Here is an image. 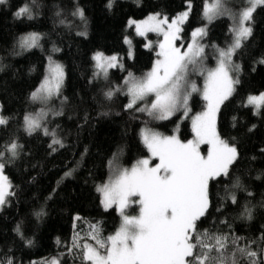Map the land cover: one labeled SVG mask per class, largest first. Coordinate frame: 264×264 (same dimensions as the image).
<instances>
[{
	"label": "trees",
	"instance_id": "1",
	"mask_svg": "<svg viewBox=\"0 0 264 264\" xmlns=\"http://www.w3.org/2000/svg\"><path fill=\"white\" fill-rule=\"evenodd\" d=\"M24 3L30 6L32 19L15 17ZM107 3L6 0L0 4V115L9 119L7 125L0 126V144L16 140L22 146L15 157L5 153L0 158L13 193L0 210V264L9 260L12 264H47L52 257L61 264H87L82 260V247H73L74 237L79 234L80 245H95L89 238L92 225L103 238L115 234L120 226L119 213L114 206L104 208L97 186L108 181L111 169L147 154L142 126L169 133L178 123L179 113L161 121L136 110L153 97L132 109L125 107V76L131 73L139 78L150 69L157 58L159 38L153 33L146 38L135 36L132 26L128 27L130 20L152 13L171 18L190 4L181 29L184 39L203 25V40L217 49L226 48L233 39L230 29L236 21L225 15L205 21V0H112L111 8ZM245 7V0L232 4L235 15ZM77 8L83 10V19L74 15ZM251 27L252 35L233 55L239 65V83L221 104L216 118L218 134L237 148L238 157L227 176L209 181V208L198 222L201 232L228 236L223 252L226 264H232L233 259L236 264H251L252 259L264 264V107L256 112L245 103L248 96L264 92V63L260 62L264 58V6L253 13ZM29 32L41 35L39 47L21 49L18 39ZM126 35L132 38L131 57L127 56ZM147 38L153 41L151 47L145 46ZM96 52L120 55L123 68L108 69L107 77L95 75L92 57ZM49 57L62 65L63 85L58 96L34 102L30 95L47 75ZM117 88L121 90L115 91ZM109 90L114 91L111 99L105 96ZM203 103L193 94L191 113L203 109ZM41 110L46 113L41 128L29 135L23 118ZM44 128L54 131L63 146L52 144L53 136L45 135ZM179 133L183 139L192 136L188 120L181 121ZM245 208L251 210V218ZM41 210L43 215L38 217L36 212ZM234 237L241 239L232 243ZM240 248L257 255L250 258Z\"/></svg>",
	"mask_w": 264,
	"mask_h": 264
},
{
	"label": "snow or ice",
	"instance_id": "2",
	"mask_svg": "<svg viewBox=\"0 0 264 264\" xmlns=\"http://www.w3.org/2000/svg\"><path fill=\"white\" fill-rule=\"evenodd\" d=\"M4 3L6 0H0V4ZM246 3L248 6L238 13V22L230 29L233 33L232 43L217 50L214 68H206L203 64L204 46L198 38L206 35L205 28L193 31L192 43L188 44L186 50L181 51L174 45V41L179 39L180 25L187 19L188 11L170 23L167 17H161L160 14L149 15L140 22L129 21L130 25L135 23L138 35L156 32L162 34L164 39L159 44L158 59L149 72L139 78L129 73L124 82L127 86L125 95L129 97L125 107L132 109L138 102L154 97L150 103L136 110L161 121L169 119L181 109L187 115L189 98L198 91L189 75L196 72L205 77L202 96L207 106L204 112L192 119L194 139L185 143L176 135L164 136L143 129V143L152 157H158L159 163L150 167L149 159H140L130 169L116 170L106 183L97 186L96 190L102 197L101 204L105 209L115 205L122 216V223L115 234L107 238H103L99 228L92 225L89 238L95 241V245H80L79 234L74 237L73 247H82V260L87 264H226L223 252L228 244V236L210 233L208 230L201 232L198 222L205 217L209 208V181L221 175L227 176L230 166L238 157L237 148L221 139L217 133L216 115L220 105L235 92V85L239 83L232 75L239 71V65L233 63L232 56L242 46V42L252 35L253 13L257 7L264 6V0H246ZM107 7H112V0H108ZM226 12L224 0H205L203 15L209 23ZM14 15L17 19L33 18L27 3L22 4ZM74 15L84 18L80 8L76 9ZM40 39L39 33L29 32L19 37L18 44L21 49L28 50L39 47ZM125 42L130 43L127 38ZM92 59L95 62V75L107 77L108 69L117 66L118 58L96 52ZM260 62L264 63V58ZM63 81L62 65L49 57L48 74L31 93L30 99L34 102L51 100L60 94ZM120 90L117 88L115 91ZM113 94L114 91L109 90L105 96L111 99ZM247 104L259 112L264 107V93L248 96ZM45 115L43 110L35 115H25L24 130L31 135L40 129ZM8 122L7 117L0 115V126ZM44 134L53 136L52 144L63 146L55 138L54 131L49 132L44 128ZM201 144L209 145L206 157L201 155ZM20 147L16 140L0 144V158L5 153L15 157ZM4 168L5 164L0 163V206L7 203V197L13 195L10 191L12 184L4 174ZM131 197L139 199L132 201ZM232 201L237 202L234 195ZM131 203L140 205L138 216L125 214L124 210ZM244 211L251 218V210L245 208ZM36 215H43V210L36 212ZM15 230L20 234L21 226L17 225ZM240 239L234 237L232 243ZM238 250L250 258L257 255L248 248ZM7 264H12V261H7ZM47 264L60 262L58 258H53ZM232 264H236L235 259ZM251 264H256V260L252 259Z\"/></svg>",
	"mask_w": 264,
	"mask_h": 264
},
{
	"label": "rangeland",
	"instance_id": "3",
	"mask_svg": "<svg viewBox=\"0 0 264 264\" xmlns=\"http://www.w3.org/2000/svg\"><path fill=\"white\" fill-rule=\"evenodd\" d=\"M239 0H224V6H225V8L227 9V12L224 14L225 16H228L229 18H231L233 21H236V23L238 22V14L237 15H235L234 14V12H233V10H232V4H234L235 2H238ZM245 2H246V0H245ZM205 4V3H204ZM248 5H247V3H246V7H247ZM245 7V8H246ZM185 11H188V16H189V6L186 8V9H184L183 11H181L180 13H178L177 15H175V16H173V17H171V18H168V21H169V23L173 20V19H175V18H177L179 15H181L182 13H184ZM154 14H157V13H152V14H149V15H154ZM148 15V16H149ZM148 16H146V17H144V18H142V19H139V20H131V21H134V22H140V21H143V20H145ZM161 17H165V16H162V15H160ZM235 17V18H234ZM188 18V17H187ZM203 18H204V20L205 21H208L205 17H204V15H203ZM187 20V19H186ZM185 20V21H186ZM184 21V22H185ZM184 24V23H183ZM182 24V25H183ZM182 25H180V28L182 29ZM129 26H132V30H133V34L135 35V36H140V35H138L137 34V32H136V28H135V23H133V24H129L128 23V27ZM167 27V25H165V28ZM198 28H205V26L203 25V26H200V27H197V28H195L193 31H195L196 29H198ZM149 33H153V34H156L157 36H159V38L156 40V55H157V53L160 51V48H159V44H160V42H162L163 41V39H164V37H163V35L162 34H157L156 32H148V33H146V35H144V36H141V37H144V38H146L147 37V35L149 34ZM193 33V32H192ZM192 33H191V35H190V37L186 40V39H184L182 36H181V31L179 32V39H177V40H175L174 41V45L176 46V47H179L180 49H181V51H184V50H186L187 49V46H188V44H190V43H192V40H193V37H192ZM126 38H127V40H129L130 41V43H126L125 41H126ZM199 39V43L201 44V45H203L204 46V54H203V64H204V66L206 67V68H214L215 66H216V63H217V47L215 46V44H208L206 41H204L203 40V37L202 38H198ZM233 40V39H232ZM124 42H125V44H126V47H127V56L128 57H131L132 56V52H133V44H132V38H131V36H129V35H126L125 36V38H124ZM231 43H232V41H231ZM230 43V44H231ZM151 45L152 46V44H153V41L151 40V39H148L147 38V40H146V45ZM145 45V46H146ZM116 56L118 59H117V66L116 67H119V68H123V62H122V58H121V56L120 55H118V54H111V55H106V56ZM234 55V54H233ZM158 59V56H157V58L154 60V62H153V64L151 65V67H150V69H148L143 75H142V77L147 73V72H149L151 69H152V67H153V65H154V63H155V61ZM232 61H233V63L234 64H236V65H238L235 61H234V59H233V56H232ZM49 65V64H48ZM238 73H239V71L238 72H233L232 73V75H233V78L234 79H238ZM47 74H48V69H47ZM102 75V74H101ZM128 76H129V74L128 75H126L125 76V80L128 78ZM46 77V76H45ZM189 79L192 81V82H194L195 84H196V86H197V88H198V91L197 92H194V93H192L191 94V96L193 95V94H195V93H197L198 95H199V97L203 100V109H201L200 111H198V112H195V113H191V109H192V106H191V104H190V100H191V96H190V98H189V101H188V112H187V115H185V113H184V110L183 109H181V110H179V111H177L176 113H179V120H178V123H176V125L174 126V128L171 130V132H169V133H167V132H163V131H161V130H159V129H157V128H154V127H149V126H146V125H144V126H142V128H141V130H140V134H141V131L143 130V129H150L151 131H154V132H157V133H159V134H161V135H164V136H172V135H176L182 142H187L188 140H192V139H194V133H193V131H192V119H193V117H195L196 115H199V114H201L202 112H204L205 110H206V106H207V102L203 99V96H202V90H203V86H204V80H205V77L203 76V75H201V74H199L198 72H196V73H190V75H189ZM236 86V85H235ZM124 88H125V90H126V92H127V86L125 85L124 86ZM262 93H264V92H262ZM259 95V94H258ZM154 98V97H153ZM128 102H129V97H128ZM245 103L247 104V98H246V101H245ZM248 105V104H247ZM221 106V105H220ZM249 106H251V105H249ZM253 109H254V111H256L255 110V108L253 107V106H251ZM216 118H217V115H216ZM183 120H188L189 121V123H190V126H191V131H192V136L191 137H189V138H186V139H183V138H181V136H180V133H179V131H180V124H181V121H183ZM218 133V132H217ZM220 136V135H219ZM141 138H142V136H141ZM221 138V137H220ZM222 139V138H221ZM143 141V140H142ZM208 149H209V145H207V144H201L200 145V152H201V155L202 156H207V153H208ZM140 159H149V161H150V164H149V166L150 167H154L156 164H158L159 163V159H158V157H152L151 156V153L148 151V149H147V154L145 155V156H142V157H140V158H138V159H136L133 163H131V164H129V165H127V166H122V168H119V169H123V168H131L138 160H140ZM1 163V162H0ZM118 170V169H117ZM116 170H112L111 169V172H110V175H109V178L111 177V176H113V174H114V172H115ZM109 180V179H108ZM139 199V197H131V200L132 201H136V200H138ZM5 205V204H4ZM4 205H2V206H0V210L3 208V206ZM115 208H116V210H117V212L119 213V210H118V208L115 206V205H113ZM135 210V212L134 213H132V211H134ZM139 210H140V205L138 204V203H131L130 204V206L128 207V208H126L124 211H125V214H127V215H130V216H138L139 215ZM119 215H120V213H119ZM121 223H122V216L120 215V225H121ZM120 227V226H119ZM118 230V229H117ZM88 244H90V243H88ZM91 245H93V244H91ZM53 258H57V257H52L51 259H49L47 262H49V261H51ZM59 262H60V260H59ZM61 264V263H60Z\"/></svg>",
	"mask_w": 264,
	"mask_h": 264
}]
</instances>
